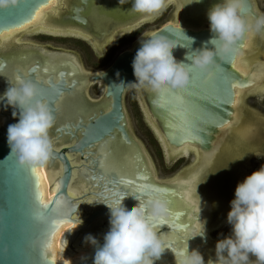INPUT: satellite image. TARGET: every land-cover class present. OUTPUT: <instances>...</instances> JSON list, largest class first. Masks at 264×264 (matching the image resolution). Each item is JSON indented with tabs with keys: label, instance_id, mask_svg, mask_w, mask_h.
<instances>
[{
	"label": "water",
	"instance_id": "water-1",
	"mask_svg": "<svg viewBox=\"0 0 264 264\" xmlns=\"http://www.w3.org/2000/svg\"><path fill=\"white\" fill-rule=\"evenodd\" d=\"M58 1L12 0L8 6L0 8L1 39L8 38L17 31L27 29L30 25L43 29L45 22L51 21L50 15L55 13ZM248 13L252 14L249 1L242 0L239 15L245 25L247 24L246 14ZM181 29L172 25L165 26L148 38L157 34L168 36L173 42H177V46L172 49L175 59L187 64L190 61L185 59L186 53L200 48L213 34L209 31V27L198 30ZM180 33L193 38L194 42L188 47H182L181 45L185 41H177ZM244 39L245 34L237 44V52L241 51ZM139 47L140 44L138 43L131 49L123 50L103 73L92 76L93 81H100L104 84L103 97L99 99L100 102L95 103L89 109L84 104L83 94L80 95L77 110L75 108V111L68 115L70 119L78 115V120L76 122L67 120L57 129L58 131L63 129L66 130L65 132H71L72 137H75V134L79 132V137L77 136L76 141L66 148L67 153L63 151L64 149L52 148L47 164L54 170H58L60 164L56 160H59L61 169L53 185L51 183L52 187L48 196L52 195V197L48 202L44 199L43 182L38 170L41 165L34 168H22L18 165L15 156L10 155V149L6 142V130L9 124H14L17 121L14 123L4 121L2 123L3 118H0V260H27L31 264H58L53 258L55 237L60 227L67 223L79 222L77 221L80 213L79 204L87 199L90 200L85 205L88 207L81 209L84 213L81 218V227L90 226V228L87 227L88 229H83L84 234L98 230L101 218L109 220V210L104 203H109L114 198L107 194L109 192L107 184L113 178L137 182L147 177L154 186L159 188V191L148 195H155L166 202L168 214L165 217L171 216L173 221L171 224H160L154 228L163 244L162 237L164 234L179 232L183 228L182 226L186 225L185 218L179 220L182 214L181 209H174L177 189L169 188L166 184L160 183L156 175L154 176L155 172L149 162V155H147L143 145L132 135L127 120L123 99L126 89L130 86L121 85L120 82L123 81L127 84L135 81L131 63ZM208 47L211 48L212 46L208 45ZM237 52L234 56L225 59L214 58L217 60L205 70L192 67L189 72L188 83L182 88H176L175 93L170 91L173 88L167 85V88L164 85L160 89H153L149 85H145L149 86L145 92L148 101L146 112L151 114L165 141L170 146L179 147L184 143H190L203 152H209L213 147H218V143L227 142L233 138L235 133L226 127L232 121L234 110L232 105L234 101L233 85L244 87L248 84V79L245 78L249 77V75L240 74L233 67ZM252 52L259 54L264 53V50L259 43H255ZM49 64L52 65V61H48L47 66ZM42 90L45 92L44 96L54 119L56 113L53 103L60 92L64 90V87L62 84H58V86ZM7 111L11 112L12 109ZM238 112L245 113L243 108L238 109ZM255 117L260 118L259 115H255ZM130 147H135L139 151L144 159L143 165H123L122 160L129 155ZM258 148L260 149L261 146L255 144L248 149L252 153ZM73 154L83 156L84 163L80 165L72 163L71 156ZM76 159H79V156H76ZM221 167L222 164L218 163V169L221 173H219L218 179L228 174L226 172L228 167L225 166L223 169ZM143 168L145 169L143 170ZM25 169L29 170L27 176H24L26 174ZM31 169H35L38 177L39 191L42 194L40 203L49 205L48 208H41L39 204L35 206L32 204L34 178L30 175ZM74 171L75 174L81 171L85 177L84 180L91 186L84 193L81 192L80 197H71L68 193ZM93 175H97L98 180H95ZM120 190L126 193L122 201L125 206H133L138 203L133 197L139 194L132 193L131 189L124 186H120ZM161 193L167 199L162 198ZM57 200L60 201L59 204L56 203ZM93 204L96 205L95 208ZM60 221L68 222L60 223L59 228L49 234L53 222ZM92 225H95L94 228L91 227ZM77 236V230L64 233L63 241L66 240L67 245L60 252L62 257L67 256L68 252L74 249L73 242ZM45 238L50 241L46 260L39 251L41 242ZM194 240L196 243L207 247L210 253L215 251L216 240H212L210 237L202 239L199 236L195 237ZM78 243L81 244V241ZM74 250L78 253L81 251ZM83 252L85 256L81 260L70 264H93L95 247H92L90 252ZM211 259L216 258L211 257Z\"/></svg>",
	"mask_w": 264,
	"mask_h": 264
},
{
	"label": "flooded vegetation",
	"instance_id": "flooded-vegetation-1",
	"mask_svg": "<svg viewBox=\"0 0 264 264\" xmlns=\"http://www.w3.org/2000/svg\"><path fill=\"white\" fill-rule=\"evenodd\" d=\"M248 1L252 14H246V22L256 25L257 34L254 37V41L257 40L256 43H259L264 50V13H260L255 0ZM190 2L191 0H166V6L158 14L153 17H145L144 15L129 11L131 8L130 3L119 6L118 0H59L55 13H51L50 15L51 21L45 22L43 29L30 25L27 29L17 31L8 38L1 39L0 37V94L10 86V83H16L17 80L13 79V77L17 74V70H23L27 74L23 79H31V77L36 75L37 70H39V79L47 81L48 87L62 84L64 90L60 92L59 99H55L53 103L56 115L53 119V126L49 130V138L53 148L57 150L64 149L63 151L67 153L66 148L76 141V137H79V132L75 134V137H72L71 132H65L66 130L63 129L58 131L57 129L66 123L67 120L75 122L78 120V115H75L71 119L70 117L68 118V115L72 114L75 108L77 110L80 103V95L83 94L84 104L89 109L95 103L100 102L99 99L103 97L104 84L100 81H93L91 79L92 76L103 73L120 52L131 49L134 45L138 44L139 40L147 39L150 35L165 26L172 25L178 27L179 24L181 28L190 30L209 27L206 13L209 8L219 3L220 0H200L199 3ZM63 41L72 43L75 47L68 46L65 48L61 45ZM78 45L88 48L91 54L98 59L95 67L85 68L84 64H82L80 53L77 50ZM48 61H52V65L49 64L47 66ZM31 80L41 90V98L46 101L45 92L42 89L46 90L48 87L42 86L33 79ZM262 86L264 88V83ZM90 88H98L97 92L99 94L91 96L88 93L90 92ZM129 91L133 92L134 99L132 101L138 110L139 116L142 118L141 120L149 128L151 136L158 146L156 154H161V158L172 164L180 159H190V165L186 169H183L169 179L158 180L169 188L177 189L174 199L182 205L181 209L183 211L187 210L184 215L179 217V220L186 219V225L184 224L179 232H173V234L184 238V244L187 245L188 249L191 247L190 251L197 249L203 256L204 264H217L216 259H211V257L216 258L215 251L210 253L207 247L196 243L194 238H190L201 231L203 225L207 238L210 237L212 232L220 230L228 232L225 236L231 234V226L227 224L226 216L230 210V201L234 198L235 187L238 181L240 182L239 177L244 175L246 158H244V163L241 165L239 163V160H242L241 156L239 159H235L230 154H227V152H224V144L227 142H220L218 147H213L209 152H203L196 146L187 145L182 148L170 146L165 141L151 114L148 111L146 112V106L148 105L145 94L146 87L132 88L130 86L126 89L123 99L125 109ZM240 108L238 106L237 111ZM126 115L129 123L130 117L127 110ZM239 115L241 116L242 123H246L245 119H248L247 116L242 114V112ZM1 117L3 118L2 123L4 121L8 123L17 121L12 118L10 111L2 109H0ZM259 119L257 120L262 121V119ZM150 123L154 125L157 130L156 132ZM252 128L254 129V140L259 137L263 138V132H259L256 126ZM132 135L141 143L140 138L133 131ZM238 138L239 136L234 135L228 141L231 144H237L236 146L238 147L241 146L243 149L242 156L249 155V151H251L249 150V146H254V142L248 145V151L246 148H243L244 145H247V142L238 141ZM257 145L261 146V148L253 152L261 151L264 154V146ZM133 150L135 151L136 149ZM76 156H79V159H76ZM83 159L84 157L78 154L71 156V161L73 160L76 165L84 163ZM149 160L154 169L153 161L150 157ZM206 160H210L211 163ZM56 162L61 165L59 160H56ZM202 162H205L207 166L204 163L202 164ZM218 163L222 164L221 169L225 166L228 167L226 168L228 174L223 175L220 179H218L220 173ZM234 163L236 166H234ZM240 165L242 166V170L239 177L236 176V173L233 176L231 167L238 172L236 168ZM191 177H193L194 181L189 185V189L191 188L190 190L192 191L193 187V193L198 196L184 198L183 194L187 193L184 185L187 184V181ZM87 183L85 180H82L81 174L79 177L77 173L74 176L73 189H82L84 191L81 192L84 193L86 191L84 184ZM79 194L77 197H80ZM196 199L201 200L197 201ZM194 205L195 207L191 209ZM174 209H177L175 203ZM108 221L103 219L100 222L98 236L101 232L104 234L107 232L109 228ZM170 235L172 233L164 234L163 237ZM223 237L218 239H222ZM210 239L218 240L213 237H210ZM100 241H103V237H100ZM171 248L172 246L169 245L168 248H165L164 252L169 255V251L173 250ZM171 258L172 260L170 259L168 264H175L174 257ZM250 259V264H255L254 257H250Z\"/></svg>",
	"mask_w": 264,
	"mask_h": 264
},
{
	"label": "clouds",
	"instance_id": "clouds-1",
	"mask_svg": "<svg viewBox=\"0 0 264 264\" xmlns=\"http://www.w3.org/2000/svg\"><path fill=\"white\" fill-rule=\"evenodd\" d=\"M11 2L0 0V8ZM191 2L199 3L200 0ZM129 3V11L145 17H153L166 6V0H118L119 6ZM241 4L242 0H220L208 9L209 31L213 35L200 48L186 53L185 59L190 63L175 59L172 49L177 42L168 36L157 34L139 40L140 47L131 63L135 81L127 84L121 81L120 84L132 88L143 85L153 89H160L164 85L182 88L188 83L192 67L205 70L217 60L214 58L234 56L238 50L237 44L247 30L239 15ZM178 27L181 29L179 24ZM183 36L188 46L194 42L184 33ZM41 96V90L31 79L10 83L0 94V109H12L11 116L17 120L8 125L6 142L10 155L15 156L22 168L44 165L52 153L49 130L53 126V116L48 103ZM124 197L120 195L104 203L109 210V228L103 236V243L98 245L91 234L84 238L85 243L95 247L93 264H155L165 251L153 222L168 214L166 202L155 195L146 194L143 202L135 196L133 199L138 203L125 206L122 202ZM226 222L231 226V234L215 243L217 264H250V257L255 258V264H264V165L236 185ZM81 223L79 218V223L72 224L71 229L66 231ZM197 236L206 239L204 225L190 239ZM66 245L67 241L64 240V248ZM174 259L175 264H204L201 253L197 249L189 251L188 247L175 252Z\"/></svg>",
	"mask_w": 264,
	"mask_h": 264
},
{
	"label": "bare ground",
	"instance_id": "bare-ground-1",
	"mask_svg": "<svg viewBox=\"0 0 264 264\" xmlns=\"http://www.w3.org/2000/svg\"><path fill=\"white\" fill-rule=\"evenodd\" d=\"M259 20V19H258ZM264 24V23H263ZM259 26V25H258ZM246 33H245V39H244V44L242 46V49L241 51L237 52L236 54V57H235V60H234V68L242 75H249V80H250V84L244 86V87H240L238 85H236L234 87V101H233V114H232V121L229 122L226 127H229L230 129H232V131L237 135L239 136V140L238 141H243L244 143L247 142V147L248 145H250L252 142H254V139H253V126L247 124V123H242L241 121V116L239 115L238 111H237V105L242 102L243 100V97L245 94H249V93H255L257 91H259L261 88L259 87H255L253 88L255 85H258V84H261L263 85V81H264V60L261 61V62H256L255 65L253 67H255L257 69V71L255 70V73H250L252 71H250L251 69V64L253 63L254 60H256V57L259 56L260 54H257L256 52H252L251 53V48L253 46H255V43L253 42L254 41V37L256 36L257 34V27L256 25H254L253 23H249L247 22L246 24ZM263 29V28H262ZM263 57V56H262ZM258 58V57H257ZM260 59V58H259ZM264 59V58H262ZM255 62V61H254ZM253 70V69H252ZM254 72V71H253ZM253 84V85H252ZM261 85V86H262ZM145 86V85H143ZM146 87V90L149 89V86H145ZM250 91L252 90L251 92H247V93H244L243 97H242V91ZM262 89H264L262 87ZM242 92V93H241ZM242 97V98H241ZM235 112H237L235 114ZM247 116V115H246ZM248 118V116H247ZM244 119V118H243ZM262 122V121H261ZM264 123V122H262ZM242 124H246L247 128H244V129H240L237 130L238 128L242 127ZM255 127V126H254ZM233 134V136L235 135ZM235 135V136H236ZM256 136V135H255ZM164 137V136H163ZM256 140V139H255ZM235 143H232V144H229V141L227 140V143L224 144V149L223 151L225 150V148L229 149V145H230V149H231V153L230 155L234 158H239L240 156L242 157L243 155V149L236 145H234ZM195 146L193 144H190V143H184L183 145L179 146V147H176V148H182V147H185V146ZM219 145V143H218ZM233 145V146H232ZM236 147V148H235ZM250 147V146H249ZM131 149L129 150V155L127 156V158H125L124 160H122L123 162V165L124 166H130V165H143L144 164V159L142 158V156L139 154V151L135 148V147H130ZM220 148V147H219ZM133 149H136L135 151ZM221 150V149H220ZM206 161H209L211 163L210 160H206ZM72 163L73 160H72ZM148 163V162H147ZM204 163V165L207 166V164L205 162H202V164ZM47 162L44 164V165H41L38 167V170H39V173L41 175V179H42V182H43V187H44V199L46 202H48L52 195L48 196V193L50 192L51 190V187L53 185V183L55 182V179L57 177V175L59 174L60 172V169H61V166L58 165V170H54L53 168L51 167H48V169L50 170V172L47 173ZM108 166H110V164H108ZM147 166V165H146ZM148 168V167H147ZM145 168H143L144 170ZM80 174H81V177H82V180H84V175L81 171L78 172V176L80 177ZM83 175V176H82ZM74 176H75V171L73 172V175H72V178H71V184L69 186V189H68V193L71 197H77L78 194L81 192V191H84L82 189H73V184H74ZM194 181L193 180V177H191L189 179V181H187V184H185L184 186V189L187 190V193L183 194V197H187L189 198L190 196L191 197H196L198 195H196L195 193H193V187H192V191L189 189V185H191V182ZM52 183V185H51ZM198 184V183H197ZM84 188L85 190H87L90 185L89 183L87 184H84ZM190 191V192H189ZM89 199L83 201L81 204L78 205L79 207V218L81 220L82 216L84 215L83 211H81V209H83V207L87 208L88 206H85L87 205L89 202H88ZM188 200V199H187ZM191 200V199H190ZM197 200V199H196ZM201 200V199H199ZM197 200V201H199ZM88 202V203H87ZM201 203V202H200ZM203 204V203H202ZM202 206V205H201ZM204 206V205H203ZM93 207L95 208L96 205L93 204ZM195 207V205L191 208L193 209ZM204 208V207H203ZM206 209V207H205ZM204 209V210H205ZM78 218V219H79ZM77 219V221H79ZM103 220V218H101L99 221L101 222ZM79 223V222H77ZM82 223L80 225H78L76 228L72 229L71 231H75L77 230V234L78 236L76 237L75 241L73 242V248L76 249V250H81L79 253L77 251H75L74 249H71L70 252H68L67 256H64L62 257L60 255V252L61 250H63L64 248V241H63V235L64 233L66 232V230H70L71 229V226L72 224L70 223H67L65 226H62L60 227L58 233H57V236L55 237V240H54V243H53V258H54V261L58 264H69V261L70 263H76L77 261L81 260L84 256H85V253L83 251H86V252H90V249L94 246L90 245V244H83L84 243V238L85 236L91 234L93 236H97L95 237L96 240L99 242L100 240V237L102 238L104 236V233L101 232L100 235L98 236V231L99 230H94L92 233H83V229H86L87 227L90 228L89 225H84V227H81ZM95 225H92L91 227L94 228ZM88 229V228H87ZM173 234V233H172ZM171 236V235H170ZM165 237V236H164ZM102 240V239H101ZM81 241V244H79L78 242ZM99 243H103V241H100ZM98 243V244H99ZM191 248V247H190ZM190 248H189V251H190ZM172 249V248H171ZM172 260L171 256L167 255L166 252H164L160 259L157 260L156 264H168L169 263V260Z\"/></svg>",
	"mask_w": 264,
	"mask_h": 264
},
{
	"label": "rangeland",
	"instance_id": "rangeland-1",
	"mask_svg": "<svg viewBox=\"0 0 264 264\" xmlns=\"http://www.w3.org/2000/svg\"><path fill=\"white\" fill-rule=\"evenodd\" d=\"M255 2L257 4V6H258V10L260 11L261 14H263L264 13V0H255ZM256 41H254V43H256ZM61 45H63L65 48H67L68 46L75 47L74 44L69 43V42L66 43L64 41L62 42ZM254 47L255 46H253L250 50L252 51V49H254ZM77 50L80 53V58L82 60V64H84L86 69H87V67L88 68H92V67L96 66V64H97L96 62L98 61V59H96L91 54V52H90V50L88 48L84 47L83 45H78ZM262 56H263V53H261L259 56H257L258 58L256 57V60H254L255 62L253 61V63L251 64L252 67L250 69V71H252V72H250V73H255V70L257 71V69L255 67H253V66L255 65L256 62L258 63V62H261V61L264 60V59H262V58H264V56L263 57ZM249 77L245 78V79H248V82H247L248 84H250ZM255 87H259L261 89L259 91L255 92V93H253V94L252 93L251 94L247 93V92H251L252 90H250V91H242V90L239 89L240 91L243 92V93L241 92L242 93L241 94L242 97H243L244 93H247V94L244 95L242 103L240 102L241 104L239 103L237 105V107L238 106L242 107L243 110L246 113V114L244 113L245 115L248 116V114H250V116H248V119H245L246 120L245 122L247 124H249V125L253 124V126L257 127L259 132H261V133L263 132V134H264V124L262 123V122H264V89H262L263 86H261V84L255 85L253 88H255ZM89 91L90 92H88V93L91 96L94 95V94L97 96L99 94L97 92L98 88H90ZM133 96H134L133 92L129 91V93H128V101L126 103V110L128 111V114H129V117H130L129 126H130L131 130L134 132V134H136L140 138L141 144L143 145V147L145 148L147 154L149 155V157L153 161L152 163L154 165V172H155V175L157 177V180L169 179L173 175H176L179 172H181L183 169H186L190 165V159H180L176 163L172 164L171 162L168 163L166 160L161 158L160 157L161 154L160 155L156 154L158 146H157L155 140L152 138L149 128L141 120L142 118L139 116L138 110H137L134 102L132 101L134 99ZM236 113L237 112H235V114ZM255 115H259L260 118L262 119V122L258 121L257 119H259V118L258 117L256 118ZM249 117H250V119H249ZM251 117H254V118H251ZM150 124H151L152 128L154 129V131L156 132L157 130L155 129L154 125L152 123H150ZM242 126H243V128L240 127L237 130L240 131V129L247 128L246 124L245 125L242 124ZM229 144H231V143H229ZM255 144H260V145L264 146V136H263V138L259 137L258 139L254 140V146H255ZM250 147H252V146L250 145ZM243 148L247 149L248 147H247V145H244ZM230 151H231V149H230V145H229V149L225 148L224 152H227V154H230L231 153ZM245 151H247V150H245ZM249 153L250 154L247 155V156H242V160H239V163L241 165H243V163H244L243 160H244V158H246V161H245L246 163H244L245 164L244 165V170L245 171H244V175L243 176L239 177V175L241 173L240 171L242 170V166L241 165L238 168H236V169H238V172H236L235 169L233 170L232 167H231V171H233V176L236 173V176L239 177L240 182H242L246 176L250 175L252 172L258 170L262 165H264V154H262L261 151H255L253 153H251L249 151ZM235 159H239V158H235ZM235 163H237V162L235 161ZM235 163H234V166H236ZM48 167H47V173L50 172ZM101 173H102V171H101ZM93 178L95 180H98V176L97 175H93ZM240 182L238 181V183H240ZM174 202H175L176 208L177 209H181L182 205L177 203L176 201H174ZM186 211L187 210L185 209V211H183V214H181V215H184V213ZM227 234H228V232H226L224 230H220V231L212 232L210 237H213L214 239H218V238H221V237H223V236H225ZM178 238L181 241H183V243L185 242L184 238H182V237H178ZM83 244H85V242ZM180 246L181 245H177V248H179ZM169 252H170L169 256L174 257L175 251L171 250Z\"/></svg>",
	"mask_w": 264,
	"mask_h": 264
},
{
	"label": "snow or ice",
	"instance_id": "snow-or-ice-1",
	"mask_svg": "<svg viewBox=\"0 0 264 264\" xmlns=\"http://www.w3.org/2000/svg\"><path fill=\"white\" fill-rule=\"evenodd\" d=\"M178 40L185 41V43L182 44V46H184V47L188 46V41L184 38L183 33L178 34L177 41ZM233 67H234V65H233ZM26 75L27 74L24 73L23 70H17V74L13 77V79H15V80L23 79ZM31 79L37 81L38 83H40L44 87H48L47 81L39 79V70H37L36 75L34 77H31ZM235 86L236 85H233V87H235ZM164 87L167 88L166 85ZM170 91L175 93L177 91V89L173 88ZM55 99H59V97H56ZM28 172H29V170L25 169L26 174L24 176H27ZM30 175L34 178L33 187H32V204H33V206L39 204L41 208H48L49 205L40 203L42 200V194L39 191V182H38V177L36 176V173H35V169L30 170ZM120 186H124L125 188L131 189L132 193L139 194V195H136V197H138L141 200V202H143L144 195L149 194V193H155V192L159 191V188L157 186H154L152 184V182L147 177H144V178H142V180L137 181V182H134L133 180H127L126 181L123 178H118V179L113 178L107 184V187L109 189V192L107 194L111 195L114 198H116L120 195H126V193L124 191L120 190ZM142 193L144 195H141ZM161 195H162V198L167 199V197L163 196L162 193H161ZM56 203L59 204L60 201L57 200ZM64 222H68V221L53 222L51 228L49 229V234L53 230L58 229L60 226V223H64ZM149 222L152 223L151 217H149ZM171 223H173L171 216L163 217L157 223H154L153 227L156 228L160 224H171ZM163 240H164L163 247L168 248L169 245H171L175 252H178V251L187 247V245L184 244L183 241H181L175 234H172L171 236L163 237ZM177 245H181V247L177 248ZM48 247H50V241L47 238H45L41 242V247L39 250L40 254L42 255V257L45 260L48 257V252H47ZM0 264H31V262L27 261V260H25V261L0 260Z\"/></svg>",
	"mask_w": 264,
	"mask_h": 264
}]
</instances>
